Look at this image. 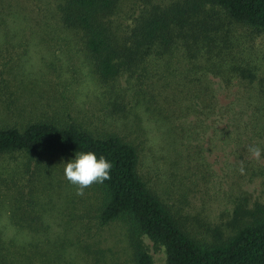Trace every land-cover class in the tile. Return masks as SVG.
I'll list each match as a JSON object with an SVG mask.
<instances>
[{
    "label": "rangeland",
    "instance_id": "rangeland-1",
    "mask_svg": "<svg viewBox=\"0 0 264 264\" xmlns=\"http://www.w3.org/2000/svg\"><path fill=\"white\" fill-rule=\"evenodd\" d=\"M68 1L0 0V128L45 120L119 136L136 148L147 187L201 241L254 221L264 203V30L200 0H113L99 21L120 44L146 19L169 27L104 81L67 23ZM71 158L0 154V264H135L137 242L166 264L164 248L124 219L100 224L104 192L93 183L77 195L61 163Z\"/></svg>",
    "mask_w": 264,
    "mask_h": 264
},
{
    "label": "trees",
    "instance_id": "trees-1",
    "mask_svg": "<svg viewBox=\"0 0 264 264\" xmlns=\"http://www.w3.org/2000/svg\"><path fill=\"white\" fill-rule=\"evenodd\" d=\"M200 1L217 5L236 22L264 30V0ZM68 4L71 15L67 23L84 33L94 67L104 81L115 80L124 65L130 67L147 55L169 27L165 17L146 19L133 30L131 42L120 44L99 21L111 9L113 0H69ZM77 151H93L112 164L110 179L99 184L104 192L99 209L101 225L124 219L137 234L164 248L166 264H264V203L254 209V221L241 224L225 239L201 241L188 234L167 205L147 187L138 172L136 148L119 136L96 137L74 124L45 120L23 129L0 128V154L23 153L40 159L74 156ZM134 260L135 264H153L138 242Z\"/></svg>",
    "mask_w": 264,
    "mask_h": 264
},
{
    "label": "clouds",
    "instance_id": "clouds-1",
    "mask_svg": "<svg viewBox=\"0 0 264 264\" xmlns=\"http://www.w3.org/2000/svg\"><path fill=\"white\" fill-rule=\"evenodd\" d=\"M249 151L256 158L261 155L258 147L249 148ZM61 163L64 177L77 188V195H83L84 189L93 183L101 184L110 179L111 162L103 155L97 157L93 151H77L73 158Z\"/></svg>",
    "mask_w": 264,
    "mask_h": 264
}]
</instances>
